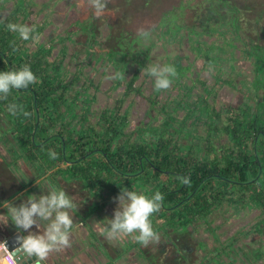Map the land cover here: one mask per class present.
Listing matches in <instances>:
<instances>
[{
  "label": "trees",
  "instance_id": "1",
  "mask_svg": "<svg viewBox=\"0 0 264 264\" xmlns=\"http://www.w3.org/2000/svg\"><path fill=\"white\" fill-rule=\"evenodd\" d=\"M214 1L227 6L233 16L226 23L215 17L217 20L203 32L196 27L205 25L203 20L212 21L214 16L197 9L189 0H109L100 18L81 2L85 14L75 22L78 35L93 56L105 57L115 66L116 85L126 86L119 103L133 94H143L141 85L136 84L150 66L157 44L180 36L189 39L197 58L213 67L218 82L240 92L238 104L225 103L218 109L217 89L198 79L201 92L190 101L192 88L184 78L191 67L168 63L177 69L172 84L186 90V101L181 99L177 107H172L169 101L151 98L158 113L152 121L133 130L120 104L102 110L95 115L97 121H92L96 97L89 91L95 84L83 68L69 74L61 60L52 61L49 57L55 44L41 43L32 49L30 40L23 41L7 30L8 23L32 26L25 16L28 0H15L11 15L0 20V72L28 65L38 78L35 85L13 90L8 100H0V114H4V122L10 123L2 138L15 133L19 155L24 154L40 175L66 165L59 173L80 181L91 196L102 200L116 198L122 188H141L146 195L160 191L163 207L151 219L164 221L157 229L163 231L165 246L155 254L144 251L150 264L195 263L196 252L191 253L181 244L180 231L208 222L225 206L237 210L258 206L264 216V2L257 15L246 16L235 0ZM226 24L236 27L234 34L245 44L242 52L251 60V73L238 70L235 52L225 50L226 46H235L233 43L219 42L228 35ZM141 28L151 30L150 40L138 37ZM35 29L39 37L43 28ZM203 36L217 37L209 43ZM226 51L227 58L223 55ZM223 62L230 64L227 78L219 75ZM128 67L134 69L130 79L124 74ZM162 92L155 90L156 96ZM13 102L33 115L13 117L7 110ZM180 107L185 112L182 117L178 114ZM201 125L206 133L196 135L198 141L191 139V128L197 132L196 127ZM216 137H225L226 144L218 147ZM49 149L59 158L50 159ZM9 166L10 162L0 166L5 178L10 175ZM178 176L189 177L191 186L181 184ZM2 193L0 201H6ZM186 241L190 242V237ZM258 252L262 257V251ZM252 257L254 261L260 258L254 253Z\"/></svg>",
  "mask_w": 264,
  "mask_h": 264
},
{
  "label": "rangeland",
  "instance_id": "2",
  "mask_svg": "<svg viewBox=\"0 0 264 264\" xmlns=\"http://www.w3.org/2000/svg\"><path fill=\"white\" fill-rule=\"evenodd\" d=\"M189 1L197 9H202L201 11L207 10V15L214 16L212 21L203 20L205 25L199 24L196 27L198 31H207L212 22L217 20L215 17L221 18L226 23L233 16L232 11L227 6H223L219 1ZM235 1L243 7L247 13H245L246 16L257 15L259 5L264 2V0ZM81 2H84L85 5L87 4L86 0H28L27 9H25L28 15L25 14V16L32 26L43 28V33L38 37V40H30V47L32 49H35L37 44L41 43H46L48 46L55 44L52 55L49 57L52 61L61 60L66 72L69 74H73L80 68H83L85 75L90 76V81L95 84L89 91L90 94L96 97L92 105V121L94 123L97 121L95 115L100 114L104 109L114 108L120 104L121 113L129 116V129L133 130L143 122L148 123L152 121V116H156L158 113L157 106H153L151 98L162 103L169 101L172 107H177L181 103V99H183L182 102L186 101V90L173 84L168 90L156 96L153 78L143 71L141 78L136 84V86L141 85L143 94H133L119 103L123 99L126 86L116 85L117 70L115 66H113L112 62L106 60L105 57L93 56L92 51L89 50V46L82 43L83 40L78 35V27L75 22L85 14L84 5ZM15 4V0L0 2V20L11 15V12L15 9ZM23 18L21 16L20 20L22 21ZM226 27L224 30L225 33L228 32V35L224 36L225 38H222L219 42L224 43L227 41V44L233 43L235 46H226L225 50L235 52L234 56L238 58L235 62L238 70L251 73V60L242 52L245 44L243 41L237 39V36L233 32L236 27L227 26V24ZM101 28L102 30L104 29V27ZM102 36H104V32ZM216 37L203 36V39L210 43L215 41ZM189 42L187 37L180 36L170 41L158 43L151 54L150 65L159 64L163 66L175 62L184 66H190L191 71L187 74L188 78H184L192 88L190 101H195L201 92L202 86L198 82V79H200L205 81L208 86L217 89L218 103H216V107L218 109L225 103L238 104L241 98L240 92L231 86L218 82L216 75H214L215 70L213 67L211 68L205 64L204 59L197 58ZM228 54L227 51L223 53L225 58L228 57ZM222 65L223 70L219 75L227 78L228 72L231 69L229 68L230 64L229 62H223ZM133 71L134 69L132 70L131 67H128L124 74L130 79ZM108 77H113V79H108ZM212 102L215 101L213 100ZM184 113V110L180 107L178 109L179 117H182ZM161 119V116H159L160 121ZM5 120L4 114H0V133L2 134H6L5 130L10 126V123L4 122ZM192 121L193 119L191 118L190 122ZM196 128L198 133L195 131V127L191 128V139L195 138L197 140L196 135L206 133L202 125ZM10 135H13V133H10ZM7 137L10 139L8 135ZM8 138L3 137L1 139L0 149L2 152H8L11 147V142ZM226 142L227 139L225 137L216 140L218 147L226 144ZM18 151H21L19 146ZM14 169L15 166L11 164L9 170L14 173ZM129 190L132 189L129 188ZM136 191L143 193L141 188L136 189ZM117 208L113 209L114 213ZM262 213V209L258 206L240 208L238 210L225 206L216 212L208 222H204L196 227L190 226L188 229L180 231L182 238L179 241L181 244H185V247L191 253L194 254L196 252L198 259L192 264H264V223H262L264 216ZM163 222L162 219L152 222L154 229L160 234L161 241L159 244H150L147 247L141 245V264H150L147 252L144 251H151L155 254L160 247L165 246L163 231L157 229V226L163 224ZM258 226L260 229L257 228ZM172 237L174 238L173 235ZM186 237H190V242H185ZM172 240L174 241V239ZM175 240H178V238H175ZM258 249L262 251V257H260ZM253 253L257 254L260 258L254 261L252 257Z\"/></svg>",
  "mask_w": 264,
  "mask_h": 264
},
{
  "label": "clouds",
  "instance_id": "3",
  "mask_svg": "<svg viewBox=\"0 0 264 264\" xmlns=\"http://www.w3.org/2000/svg\"><path fill=\"white\" fill-rule=\"evenodd\" d=\"M87 5L94 11L96 18L104 15L109 0H86ZM7 30L18 34L23 41L38 40L35 35V26L27 24L8 23ZM152 32L149 29L138 30V37L142 40H150ZM144 72L153 78L154 89L157 92L168 90L177 76V69L173 65L154 64L144 69ZM118 75V74H117ZM113 79V77H108ZM38 82L37 76L30 66L24 65L20 69L0 72V100H8L13 90L28 89ZM8 112L13 116L21 115L25 118L33 114L28 112L23 105L17 103L8 104ZM50 159L59 158L58 153L49 149ZM176 179L183 185L191 186L189 177L178 176ZM118 208L114 218L109 219L107 226H102L100 231L110 241H122L131 237L142 246L159 244L160 234L154 229L152 217L159 213L163 207L164 196L160 191L153 195H146L136 190L122 188L118 197ZM8 209L7 215H0V223H8L9 220L19 230L17 236L18 247L11 252L13 264H20L35 257L34 264H43L54 252H60L72 246L71 233L74 227L70 210L75 209L73 199L63 189L50 188L47 194L39 197L32 195L19 206L5 203ZM33 226L39 232L30 231ZM23 233H28L23 235Z\"/></svg>",
  "mask_w": 264,
  "mask_h": 264
},
{
  "label": "crops",
  "instance_id": "4",
  "mask_svg": "<svg viewBox=\"0 0 264 264\" xmlns=\"http://www.w3.org/2000/svg\"><path fill=\"white\" fill-rule=\"evenodd\" d=\"M3 135L0 133V144ZM14 135L8 134L13 141L9 151L2 152L0 149V166L7 162L15 166L14 173L9 170L10 175L6 178L0 167V192L5 194L2 199L6 200L0 201V215L8 213L5 203L22 204L29 196L47 194L52 187L66 191L76 205L70 210L74 220L72 246L52 253L43 264H141V245L134 239L128 237L122 241H110L101 234V227L107 226L109 219L114 218L113 209L119 206L118 201L91 196L80 181H72L64 173H59L67 168L66 165L40 175L24 154L19 155ZM0 226L5 230L7 223H0ZM30 231L40 230L33 226Z\"/></svg>",
  "mask_w": 264,
  "mask_h": 264
},
{
  "label": "water",
  "instance_id": "5",
  "mask_svg": "<svg viewBox=\"0 0 264 264\" xmlns=\"http://www.w3.org/2000/svg\"><path fill=\"white\" fill-rule=\"evenodd\" d=\"M21 203L16 204L15 206H19ZM19 230L15 227V225L11 222V220L8 221L6 229L4 230L0 226V244L3 243L7 247V249L12 252L14 251L18 245H17V236H18ZM28 233H23V235H27ZM35 257H33L30 260L27 261H21L20 264H34Z\"/></svg>",
  "mask_w": 264,
  "mask_h": 264
},
{
  "label": "built area",
  "instance_id": "6",
  "mask_svg": "<svg viewBox=\"0 0 264 264\" xmlns=\"http://www.w3.org/2000/svg\"><path fill=\"white\" fill-rule=\"evenodd\" d=\"M13 257L11 252L7 249L5 244H0V264H13Z\"/></svg>",
  "mask_w": 264,
  "mask_h": 264
}]
</instances>
